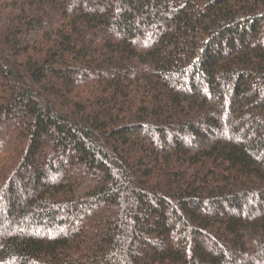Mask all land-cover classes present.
I'll return each instance as SVG.
<instances>
[{
  "label": "trees",
  "instance_id": "trees-1",
  "mask_svg": "<svg viewBox=\"0 0 264 264\" xmlns=\"http://www.w3.org/2000/svg\"><path fill=\"white\" fill-rule=\"evenodd\" d=\"M0 264H264V0H0Z\"/></svg>",
  "mask_w": 264,
  "mask_h": 264
}]
</instances>
